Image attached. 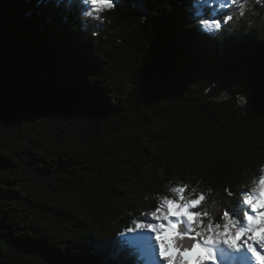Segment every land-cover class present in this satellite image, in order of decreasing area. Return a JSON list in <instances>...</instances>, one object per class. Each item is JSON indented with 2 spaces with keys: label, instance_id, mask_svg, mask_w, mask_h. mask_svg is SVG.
I'll return each instance as SVG.
<instances>
[{
  "label": "trees",
  "instance_id": "16d2710c",
  "mask_svg": "<svg viewBox=\"0 0 264 264\" xmlns=\"http://www.w3.org/2000/svg\"><path fill=\"white\" fill-rule=\"evenodd\" d=\"M73 2L0 0V264H140L120 234L169 181L229 200L264 163V20L222 53L196 3L118 1L94 36Z\"/></svg>",
  "mask_w": 264,
  "mask_h": 264
},
{
  "label": "clouds",
  "instance_id": "9594fccd",
  "mask_svg": "<svg viewBox=\"0 0 264 264\" xmlns=\"http://www.w3.org/2000/svg\"><path fill=\"white\" fill-rule=\"evenodd\" d=\"M78 3L81 28L92 24L97 29L92 34L97 36L100 35V26L105 23V13L115 9L118 0H78ZM220 9L219 18L208 20V26H205L207 19H199L196 23L204 34L214 40L227 31L229 34L222 36L223 43L227 37L239 36L232 33L242 26L251 28L256 23L255 18L264 20V0H221ZM27 14L31 15L30 12ZM214 87L215 81L203 91L207 95ZM210 98L221 103L232 100L233 96L222 90ZM235 103L243 107L248 98L237 94ZM202 184V181L196 184L180 179L169 181L166 192L155 196L157 206L144 213L160 221L156 227L169 241L166 246L168 255L160 258V264H204V254L195 247L197 239L202 242L212 239L228 247L225 240L235 244L241 237H247L264 248V163L259 165L258 175L240 185L246 190L236 194L224 188V193L231 198L229 200L220 198L212 187ZM245 244L249 253L252 244L247 241ZM250 264H264V257L251 254Z\"/></svg>",
  "mask_w": 264,
  "mask_h": 264
},
{
  "label": "snow or ice",
  "instance_id": "6c2138e0",
  "mask_svg": "<svg viewBox=\"0 0 264 264\" xmlns=\"http://www.w3.org/2000/svg\"><path fill=\"white\" fill-rule=\"evenodd\" d=\"M74 2L69 5H73ZM185 2L196 3L199 8L203 9L206 12L207 5L212 2V0H183L181 5H183ZM208 20L210 19L205 20V26H208ZM223 50L224 43H222L220 51L223 53ZM224 54L231 55L228 53ZM238 57H242V55L237 54L235 58ZM82 77L83 76H81L80 79H82ZM149 217H151L154 221H157V218L155 216L144 215L143 217H138L135 220V227L126 230L129 233H134V235L131 237H124L123 233H121L120 235L122 239L126 242L124 247H127L129 245L137 247L140 250V253L145 258L146 264H160V258H166L168 255V250L166 246L168 245L169 241L165 238L164 233L157 229V223L147 222L149 220ZM153 233L155 234V242L153 241ZM224 243L229 245L226 249L218 241L208 239L206 242H202L197 239L195 242V247L199 248L201 253L204 254L203 258L205 260L211 261H215L216 259L213 254V247H216L217 252L221 255L226 253L228 249L236 251L242 250V246L238 245L236 242L235 244H229V242L225 240ZM156 246L159 247V258L157 257ZM249 253L264 257V255L258 252L253 246L250 249Z\"/></svg>",
  "mask_w": 264,
  "mask_h": 264
},
{
  "label": "rangeland",
  "instance_id": "374dc122",
  "mask_svg": "<svg viewBox=\"0 0 264 264\" xmlns=\"http://www.w3.org/2000/svg\"><path fill=\"white\" fill-rule=\"evenodd\" d=\"M118 1H123V0H118ZM220 3H221V0H212V2H210V3L207 5L208 13H211V12L215 13L216 10L220 9ZM220 10H221V9H220ZM202 11H203V9L201 10V12H202ZM201 12H199V16L202 17L201 19H210V20H211V19H215V16H212V17H210V18H205V17H204V14H201ZM143 216H144V215H142L141 217H143ZM147 222H153V219H151V217H149V220H148ZM134 227H135V226H134ZM134 227H133V228H134ZM133 235H134V233H129V232H127V231H125V233H124V236H125V237H131V236H133ZM152 235H153V241L155 242V234L153 233ZM130 246H132V245H130ZM132 247L135 248L136 253L139 255L138 260H139L140 264H146L145 258H144L143 255L140 253V250H139L137 247H135V246H132ZM156 248H157V254H158V252H159V247L156 246ZM213 254H214L215 257H218V256L224 257V260H223V261H225L224 264H241V263H236V261H234V259H235L234 257H231L229 260H226V259H225V257H226L225 254L227 255V252L224 253L223 255H221V254H219V253L217 252L216 247H213ZM261 254L264 255V251L261 252ZM212 262H214V261H211V260H205V261H204V264H212Z\"/></svg>",
  "mask_w": 264,
  "mask_h": 264
},
{
  "label": "bare ground",
  "instance_id": "6f19581e",
  "mask_svg": "<svg viewBox=\"0 0 264 264\" xmlns=\"http://www.w3.org/2000/svg\"><path fill=\"white\" fill-rule=\"evenodd\" d=\"M152 219V218H151ZM154 223H160V221H154ZM245 241H247L248 244H252V246L258 251V252H263L264 248H261L259 246V244L255 243L252 240H248L247 237H241V239L237 240L236 243L240 246H242V250L240 251H236V250H232V249H228L227 250V255L225 254V259L229 260L231 257H234V261H236V263H241V264H250V256L251 253H247L246 252V244ZM225 249L227 248V246H223ZM224 257L218 256L216 257L215 261L212 262V264H224L225 261ZM166 264V262H165Z\"/></svg>",
  "mask_w": 264,
  "mask_h": 264
}]
</instances>
